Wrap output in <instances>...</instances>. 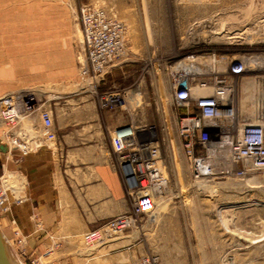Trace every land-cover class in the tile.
Segmentation results:
<instances>
[{
	"label": "rangeland",
	"instance_id": "rangeland-1",
	"mask_svg": "<svg viewBox=\"0 0 264 264\" xmlns=\"http://www.w3.org/2000/svg\"><path fill=\"white\" fill-rule=\"evenodd\" d=\"M91 2L124 24L128 50L108 69L107 74L115 70L111 81L105 83L106 74L89 86L81 76L85 56L77 13ZM212 53L221 62L220 71L230 62L244 63L247 73L237 79L238 108L244 118L253 119L255 103L264 96V0H0V98L29 93L52 118L54 106L47 109L45 103L55 96L91 93L100 99L117 93L128 123L146 126L138 139L157 142L168 176L156 208L135 217L121 234L94 246L84 243L85 232L65 240L53 237L48 256L27 259L12 252L17 262L264 264V174L246 181L194 180L177 136L174 86L187 72L186 63L202 60L190 57ZM135 90L139 103L129 96ZM29 120L24 118L22 126L38 134ZM4 130L0 121V146L6 144ZM8 179L3 176L2 182L7 185ZM254 238L260 241L253 243Z\"/></svg>",
	"mask_w": 264,
	"mask_h": 264
},
{
	"label": "built area",
	"instance_id": "built-area-1",
	"mask_svg": "<svg viewBox=\"0 0 264 264\" xmlns=\"http://www.w3.org/2000/svg\"><path fill=\"white\" fill-rule=\"evenodd\" d=\"M77 21L85 56L81 76L97 84L115 61L127 55L126 29L105 8L92 2L79 7ZM190 58L193 62L202 59L201 64H194L200 71L190 73L193 77L183 72L185 74L176 82L171 94V101L179 112L177 136L190 176L194 180L246 181L264 174V96L255 103L258 113L253 119L244 118L238 108L237 79L247 73L244 63L233 61L220 71L221 62L215 53ZM195 77L203 79L197 81ZM207 87L211 89L210 94H196ZM139 95L136 90L129 93L134 103H139ZM118 97L117 93L104 94L100 103L103 107L122 104L124 99ZM38 102L26 93H9L0 98V120L5 128L3 136L8 150H17L26 156L32 149L55 141L50 113ZM36 112L42 124L40 132L33 135L21 123ZM145 127L143 124H129L114 133V164L131 209L99 228L85 232L82 239L88 246L103 244L133 226L135 217L156 208V199L167 189L168 176L157 142L138 139ZM7 191V185L1 180V213L8 210ZM149 263L147 260L146 264Z\"/></svg>",
	"mask_w": 264,
	"mask_h": 264
},
{
	"label": "crops",
	"instance_id": "crops-1",
	"mask_svg": "<svg viewBox=\"0 0 264 264\" xmlns=\"http://www.w3.org/2000/svg\"><path fill=\"white\" fill-rule=\"evenodd\" d=\"M51 105L53 143L26 156L0 146V181L9 175L8 212L0 217V231L11 253L27 259L46 256L53 237H75L129 208L112 144L115 131L129 125L125 108L103 107L91 93L61 94L46 101L47 109ZM29 119L39 133V114Z\"/></svg>",
	"mask_w": 264,
	"mask_h": 264
},
{
	"label": "water",
	"instance_id": "water-1",
	"mask_svg": "<svg viewBox=\"0 0 264 264\" xmlns=\"http://www.w3.org/2000/svg\"><path fill=\"white\" fill-rule=\"evenodd\" d=\"M4 152L7 151V146H1ZM0 264H20L12 256L8 248L7 241L0 231Z\"/></svg>",
	"mask_w": 264,
	"mask_h": 264
},
{
	"label": "bare ground",
	"instance_id": "bare-ground-1",
	"mask_svg": "<svg viewBox=\"0 0 264 264\" xmlns=\"http://www.w3.org/2000/svg\"><path fill=\"white\" fill-rule=\"evenodd\" d=\"M234 19V18H233ZM80 36H81V34H80ZM223 37V36H222ZM221 37V38H222ZM225 37V36H224ZM223 41V40H222ZM191 60V59H190ZM191 63V62H190ZM199 64H201V61L199 62ZM198 64V65H199ZM181 67V64L177 67V68H180ZM182 68H183V66H182ZM180 70V69H179ZM183 70H185V71H187L188 73H198L199 71H200V68L198 67V66H196V65H191L190 64V66H189V63H186V67L183 69ZM181 71V70H180ZM88 84H89V86H92V83L90 82V81H88ZM246 86V85H245ZM244 86V87H245ZM255 86V85H254ZM90 88V87H89ZM246 88H248V86L246 87ZM211 89H210V87H207V88H205V89H203V90H198V91H196V94L197 95H208V94H210V91ZM250 90V89H249ZM246 93V92H245ZM243 107V106H242ZM253 109V108H252ZM253 113V112H252ZM255 113H257L256 111H255ZM1 121V120H0ZM251 180V179H250ZM248 183H250V181L248 182ZM253 183V181L251 180V184ZM250 184V185H251ZM239 236V235H238ZM262 236V235H261ZM260 237V236H259ZM263 237H264V235H263ZM253 238V237H252ZM255 239V238H254ZM261 239H263V238H261ZM7 241V240H6ZM251 241L253 242V239H251ZM256 241H260L258 238H257V240L255 239L254 240V242L253 243H255ZM7 244H8V242H7ZM8 248H9V245H8ZM9 251H10V253H11V250H10V248H9ZM11 256L13 257V255H12V253H11ZM14 258V257H13ZM15 259V258H14ZM16 260V259H15ZM17 261V260H16ZM19 262V261H18ZM20 263V262H19ZM21 264V263H20Z\"/></svg>",
	"mask_w": 264,
	"mask_h": 264
}]
</instances>
